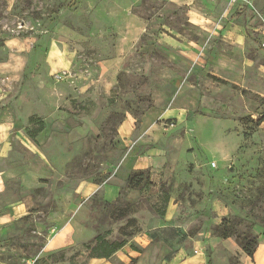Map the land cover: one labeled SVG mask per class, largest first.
<instances>
[{
  "label": "rangeland",
  "instance_id": "obj_1",
  "mask_svg": "<svg viewBox=\"0 0 264 264\" xmlns=\"http://www.w3.org/2000/svg\"><path fill=\"white\" fill-rule=\"evenodd\" d=\"M129 4L148 22L120 64L109 65L102 62L113 54L112 33L106 28L124 25ZM184 17V9L169 0H0V106L22 128L19 133L8 130L12 149L6 161L0 158V169L5 170L8 192L17 190L18 175L25 168L38 170L32 190L41 211L33 217L39 219L57 206L52 196L63 187L73 188L83 180L117 182L120 192L114 202L95 193L76 209L75 219L89 235L130 240L138 250L132 238L161 216L165 196L194 204L203 200L206 188L212 189L205 198L215 196L230 206L217 225L231 232L241 250L239 239L256 237L253 256L263 260L264 242L259 240H264V33L246 28L241 50L215 40V50L230 58L223 62L228 64L224 70L215 69L225 79L210 77L215 74L202 77L199 105L189 109L178 126V146L166 150L177 161L169 162L161 177L147 169L150 182L133 190L126 183V165L119 162L123 148L117 142V125L126 112L137 126L146 109L168 106L178 88L194 81L192 69L180 70L181 83L174 80L178 61L157 40L165 22L196 36L197 27ZM258 18L235 22L251 25ZM36 42L39 48H33ZM50 49L59 50L58 56ZM64 56L67 63L61 65ZM20 58L26 62L22 72ZM201 105L210 107L202 112ZM28 134L34 135L31 147L39 157L19 140ZM193 180L197 186L191 190L187 182ZM201 222L193 230L201 228ZM217 225L211 231L215 235ZM30 229L23 226L21 232ZM157 246L151 249L149 263L157 259ZM216 253L217 264H239L225 247ZM121 260V255L113 258L116 264ZM76 261L83 264L84 257Z\"/></svg>",
  "mask_w": 264,
  "mask_h": 264
},
{
  "label": "crops",
  "instance_id": "obj_2",
  "mask_svg": "<svg viewBox=\"0 0 264 264\" xmlns=\"http://www.w3.org/2000/svg\"><path fill=\"white\" fill-rule=\"evenodd\" d=\"M169 1L184 9L185 20L197 27L196 36H191L184 28L176 30L165 22L162 24V32H158L157 40L159 43L163 42L172 58L178 61V78L174 77V80L181 83L184 78L180 77V70L192 69L194 81L188 83L189 87L178 88L174 100L168 106H152L146 109L137 126L129 112H126L118 123L117 142L123 148L119 162L121 166L126 165L123 171L125 177L139 169H148L155 176L156 172H159L161 177V170H166L169 162L177 161L172 159L173 156L168 155L166 150L168 146H178V126L184 122L188 110L199 105V97L204 91L202 87L199 88L202 77L215 74L210 77L225 79L215 73V69L224 70L228 64L223 62L229 61L230 58L227 54L215 50L218 49L215 40L225 41L231 48L241 50L246 28L264 33V24L260 20L263 18L264 22V0H249L250 4L245 0H237L231 4L228 0ZM130 8L129 4L121 28L111 24L106 28L112 33L113 54L103 58L102 62H108L109 65L120 64L124 54L145 31L148 18ZM254 16L259 17L256 24L235 22L236 18L251 19ZM48 43L45 51L47 55L50 54L47 53ZM57 49L52 51L55 57L58 56ZM20 60L18 71L22 72L26 62L22 58ZM65 63L67 58L64 56L60 59V64ZM18 71L14 70L13 73ZM18 97L21 98V94ZM201 107V111L205 112L202 109H209L210 106ZM6 115L4 107L0 106V158L4 161L12 149L8 130L14 128L17 133L22 130L20 126L16 127V118L9 120ZM30 139L27 136L19 138L20 142L36 152L39 157L38 151L31 147L33 141ZM20 173L17 190L8 192L5 170L0 169V264H80L76 261L77 256L84 257L83 264H116L113 258L120 255L121 264H217L215 256L220 246L235 254L239 264H264V259L256 260L253 254L249 256L241 250L231 236L223 238L211 232L212 227L228 214L230 206L215 196L205 198L207 193L212 191L209 188H206L203 200L194 204L182 203L173 196H165L161 216H156L148 222L143 231L132 238V242L138 244L141 250L133 248L128 240L108 258L89 256L83 243L92 240L96 234L89 235L82 231L74 213L95 193L100 194L106 202H114L119 196V184L83 180L73 188L63 187L52 196L57 206L49 208L42 214L43 219H39L33 217V214L41 211L36 209L39 199L32 190L37 187L38 170L28 167ZM151 179L156 180L154 176H151ZM196 183L194 180L188 181L187 185H190L192 190L197 186ZM27 215L30 217H26ZM199 220L202 221L201 228L193 230V225ZM23 226H31L29 233L21 232ZM259 241L264 242L263 239ZM156 244V262L149 263L148 259L153 256L151 249ZM74 248L79 251L78 254L72 251ZM206 248L210 253L206 252Z\"/></svg>",
  "mask_w": 264,
  "mask_h": 264
},
{
  "label": "trees",
  "instance_id": "obj_3",
  "mask_svg": "<svg viewBox=\"0 0 264 264\" xmlns=\"http://www.w3.org/2000/svg\"><path fill=\"white\" fill-rule=\"evenodd\" d=\"M33 48H39V44H37L36 42ZM40 130L41 128L38 129V131ZM28 135L30 136L31 139L34 138L33 134H28ZM146 171L147 170L145 169L132 171L126 178L127 186L131 189H140L144 185L148 184L150 181L148 178V173ZM221 224L222 223H220L214 228L215 233L223 238L231 236V232ZM245 237L246 236H243V238L239 239L238 244L246 254L252 256L256 248V245L258 243V240L256 237H249L248 240ZM126 242H127L126 240H109L106 237V234L97 233L90 242L83 243V247L85 248L89 256L108 258L114 252H116L118 249L124 246Z\"/></svg>",
  "mask_w": 264,
  "mask_h": 264
},
{
  "label": "built area",
  "instance_id": "obj_4",
  "mask_svg": "<svg viewBox=\"0 0 264 264\" xmlns=\"http://www.w3.org/2000/svg\"><path fill=\"white\" fill-rule=\"evenodd\" d=\"M237 0H228V2L231 4V3H234L236 2ZM261 46L264 48V41L261 42Z\"/></svg>",
  "mask_w": 264,
  "mask_h": 264
}]
</instances>
